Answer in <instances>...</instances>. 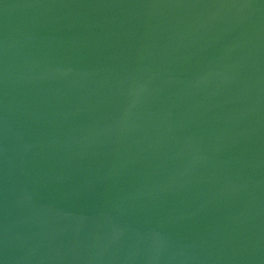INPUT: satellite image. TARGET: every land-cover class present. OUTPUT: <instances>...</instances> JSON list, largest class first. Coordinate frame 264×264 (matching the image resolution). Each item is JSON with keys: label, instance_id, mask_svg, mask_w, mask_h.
<instances>
[{"label": "water", "instance_id": "95a60500", "mask_svg": "<svg viewBox=\"0 0 264 264\" xmlns=\"http://www.w3.org/2000/svg\"><path fill=\"white\" fill-rule=\"evenodd\" d=\"M0 264H264V0H0Z\"/></svg>", "mask_w": 264, "mask_h": 264}]
</instances>
